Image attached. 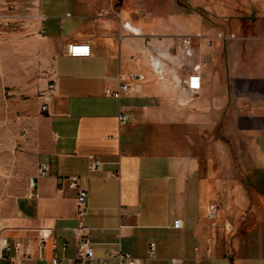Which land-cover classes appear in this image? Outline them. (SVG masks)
I'll return each mask as SVG.
<instances>
[{
  "label": "crops",
  "instance_id": "crops-1",
  "mask_svg": "<svg viewBox=\"0 0 264 264\" xmlns=\"http://www.w3.org/2000/svg\"><path fill=\"white\" fill-rule=\"evenodd\" d=\"M125 5L25 1L35 29L59 47L44 86L48 142L0 206L10 245L0 264H75L71 176L87 192L83 223L95 257L87 264H118L106 258L116 248L148 258L151 242L148 264H264V14L210 26ZM73 42L90 54L68 55ZM189 75L199 76L198 89ZM119 82L130 85L121 98L104 93ZM88 155L100 169H88Z\"/></svg>",
  "mask_w": 264,
  "mask_h": 264
},
{
  "label": "rangeland",
  "instance_id": "rangeland-1",
  "mask_svg": "<svg viewBox=\"0 0 264 264\" xmlns=\"http://www.w3.org/2000/svg\"><path fill=\"white\" fill-rule=\"evenodd\" d=\"M25 1L0 0L1 207L20 192L38 160L39 148L49 139L42 120V104L51 61L59 44L38 33L33 21L24 13ZM42 1L47 6V0ZM125 1L126 7L137 4L134 10L139 14L149 12V15L163 16L168 12L169 16L181 13L210 26L228 27L234 18L264 14V0ZM129 33L135 32L130 30Z\"/></svg>",
  "mask_w": 264,
  "mask_h": 264
},
{
  "label": "built area",
  "instance_id": "built-area-1",
  "mask_svg": "<svg viewBox=\"0 0 264 264\" xmlns=\"http://www.w3.org/2000/svg\"><path fill=\"white\" fill-rule=\"evenodd\" d=\"M185 44H189L190 40L185 39ZM66 53L70 56H88L90 54V46L86 43H78L73 42L69 43L66 48ZM130 78L135 80H141L143 79V75H130ZM186 83L189 88L191 89H198L200 87L199 82V76L198 75H189L187 77ZM137 85L135 84V87ZM53 88V85H48V90H51ZM130 90V85L126 82H119L115 88H106L104 93L107 96H111L114 98H121L123 95H125ZM47 95L44 97V103L42 104V110L44 111L47 107ZM128 118L127 114L121 113L118 115V119L120 122H124ZM102 163L98 159H96L93 155H88L87 160V167L91 171H95L100 169ZM47 167L46 165H41L39 167V172L43 174L46 171ZM80 177L78 176H71L69 177L68 186L71 188L77 189V195H76V218H77V224L73 228L74 232V238L76 243V253L73 258V261L75 264H87L91 263L93 260H95L94 254H93V247L87 238V229L84 226L83 223V217L87 212V205H86V199H87V192L86 189L81 186L80 183ZM217 204L216 203H210L208 207V217L210 219H213L217 212ZM182 225V222L179 218H176L173 220L172 227L174 228H180ZM10 249L9 243L6 241L5 238L0 237V259H3ZM14 249L18 251L19 249V243H16L14 245ZM155 254V244L151 242L148 246L147 256L148 258H138L132 256L128 252H123L120 248H116L115 250H112L107 253L106 258L114 259L118 264H148V259L152 258ZM104 259H100V262H103ZM170 264H177L176 259H170ZM52 264H60L58 259H53Z\"/></svg>",
  "mask_w": 264,
  "mask_h": 264
}]
</instances>
